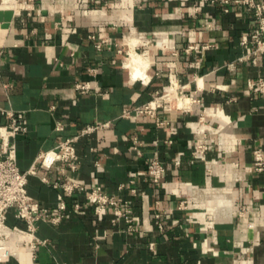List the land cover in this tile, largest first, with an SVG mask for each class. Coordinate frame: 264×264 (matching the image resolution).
Returning a JSON list of instances; mask_svg holds the SVG:
<instances>
[{
    "label": "crops",
    "instance_id": "0c3cea01",
    "mask_svg": "<svg viewBox=\"0 0 264 264\" xmlns=\"http://www.w3.org/2000/svg\"><path fill=\"white\" fill-rule=\"evenodd\" d=\"M0 9L13 12L0 20V125L9 122L6 110L24 113L28 131L16 144L19 168L36 164L28 193L49 211L60 201L66 206L58 225L38 223L36 235L46 242L34 250L10 208L9 244L18 259L0 264H264V172L254 171L252 155L264 147V96L248 86L264 76V53L238 61L251 50L242 44L256 28L251 10L233 4L224 12L208 0H0ZM188 45L198 49L186 52ZM132 53L146 67L137 77L128 66ZM170 79L199 86L198 103L182 101L191 111L159 109L164 124L134 111ZM77 83L89 89L81 92ZM200 112L210 170L191 154ZM106 121L75 142L80 167L67 176L126 202L132 230L113 206L96 214L84 192L54 188L59 168L37 163L41 151ZM154 155L166 163L157 185L146 172ZM183 199L188 207L178 210Z\"/></svg>",
    "mask_w": 264,
    "mask_h": 264
},
{
    "label": "built area",
    "instance_id": "2783aa9c",
    "mask_svg": "<svg viewBox=\"0 0 264 264\" xmlns=\"http://www.w3.org/2000/svg\"><path fill=\"white\" fill-rule=\"evenodd\" d=\"M213 5H218L224 12H228L231 5L240 4L252 11L256 22V28L249 38L243 39V45H249L251 50L249 54L238 58V61L244 62L250 59L252 54L258 52L264 53V6L260 0H208ZM198 9L191 12L190 15L195 17ZM99 46V45H97ZM209 45H204L202 48H208ZM197 45H188L185 48L186 52L197 50ZM3 50L0 49V58ZM90 72L95 73L96 69L91 68ZM198 77V76H197ZM197 77H195L197 83ZM201 77V76H200ZM143 80V79H139ZM249 88L254 92L264 96V76H259L248 82ZM199 88L197 85L196 90ZM76 89L81 92H86L89 89L87 84H76ZM196 90H191L190 87L180 84L176 79H170L166 89L157 91L152 95V98L147 103L139 108H135L136 113H145L154 118L157 124H164V121L159 117L158 110L164 111H183L189 112L192 110L191 105H181L180 102L185 98H189L193 103H198L200 99L193 96ZM6 115L9 118L7 124L0 125V262H7L12 258L18 259V255L11 248L9 240L14 229L8 224L7 211L14 208L15 216L26 224V235L30 236L29 245L32 250L39 243H45L46 240H41L37 237L36 231L40 221L48 222L52 225H58L64 218L62 211L65 209L64 201H60L56 210L49 211L41 206L40 202L31 199L27 184L28 176L35 172L36 164H33L27 170H21L17 164V144L16 138L20 134H25L28 131L27 118L22 111L6 110ZM131 112H124V115H129ZM110 121L88 124L81 129V132L73 137L60 140L56 147L41 151L37 156V163L50 168L58 167L62 177L57 178L52 183L56 189L63 191L66 194H74L77 191H82L85 194L86 200L94 203V212L99 214L104 207L110 205L115 208L114 214L118 218H124L127 222V230L133 229L134 216L127 203H120L114 195L105 193L100 186L87 188L80 182L70 179L67 176L68 172H75L80 167V158L75 148V142L84 135L95 132L96 130L108 127ZM205 115L199 113L197 119L198 133L200 139L194 142L191 147L192 157L197 161L205 163L208 170L209 164L206 161L207 151L210 147L205 130ZM55 129L62 130L63 125L60 121L55 122ZM133 147L140 154L139 140L137 136L133 137ZM171 142V141H169ZM253 169L257 173L264 172V147H255L252 150ZM176 164L179 160L175 161ZM166 171L165 161L157 155L146 160V172L154 184H159ZM46 182L47 178H43ZM130 182H133L131 180ZM122 186H120L121 188ZM135 191V189H132ZM75 208L79 207L75 203ZM188 207L186 199L180 200L178 210H184ZM246 211L245 207L240 208V213ZM164 220L162 213L157 211L154 213V221L156 227L160 230L164 229ZM34 256V255H32Z\"/></svg>",
    "mask_w": 264,
    "mask_h": 264
},
{
    "label": "bare ground",
    "instance_id": "6f19581e",
    "mask_svg": "<svg viewBox=\"0 0 264 264\" xmlns=\"http://www.w3.org/2000/svg\"><path fill=\"white\" fill-rule=\"evenodd\" d=\"M133 49V48H132ZM131 50V49H130ZM132 51V50H131ZM130 53V52H129ZM147 61V60H146ZM127 63V62H126ZM128 66H130L131 67V69H132V72H133V75L134 76H139V75H137V74H139V72H142L141 70H143V68H146V67H144L145 66V63H144V61H143V59L141 58V56L140 55H138V54H135V53H132V56H131V58L128 60ZM146 66H147V64H146ZM142 74H144V71H143V73ZM130 75H132V73L130 74ZM141 75V74H140ZM142 76H144V75H142ZM145 77V76H144ZM198 77H200V76H198ZM197 77V78H198ZM200 85H201V83H200ZM202 87V86H201ZM182 101H190L191 102V100L189 99V98H185L184 100H182ZM182 101L180 102V104L181 105H183L182 104ZM27 237L28 238H30V236H28L27 235ZM14 251L16 252V254L18 255V252H17V250H15L14 249Z\"/></svg>",
    "mask_w": 264,
    "mask_h": 264
},
{
    "label": "water",
    "instance_id": "95a60500",
    "mask_svg": "<svg viewBox=\"0 0 264 264\" xmlns=\"http://www.w3.org/2000/svg\"><path fill=\"white\" fill-rule=\"evenodd\" d=\"M12 10L10 9H7V10H1L0 9V20H3V19H9L12 15Z\"/></svg>",
    "mask_w": 264,
    "mask_h": 264
},
{
    "label": "rangeland",
    "instance_id": "374dc122",
    "mask_svg": "<svg viewBox=\"0 0 264 264\" xmlns=\"http://www.w3.org/2000/svg\"><path fill=\"white\" fill-rule=\"evenodd\" d=\"M11 1H14V2L18 3V1H20V0H11ZM124 57H128V54L124 55Z\"/></svg>",
    "mask_w": 264,
    "mask_h": 264
}]
</instances>
